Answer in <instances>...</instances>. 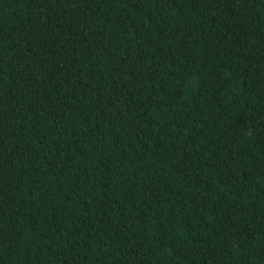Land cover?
<instances>
[{"label": "trees", "instance_id": "16d2710c", "mask_svg": "<svg viewBox=\"0 0 264 264\" xmlns=\"http://www.w3.org/2000/svg\"><path fill=\"white\" fill-rule=\"evenodd\" d=\"M0 264H264V0H0Z\"/></svg>", "mask_w": 264, "mask_h": 264}]
</instances>
